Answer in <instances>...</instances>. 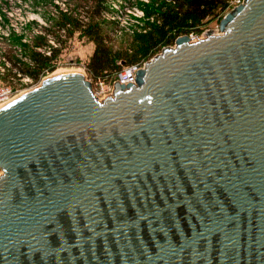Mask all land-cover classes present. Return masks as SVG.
<instances>
[{
    "label": "water",
    "instance_id": "95a60500",
    "mask_svg": "<svg viewBox=\"0 0 264 264\" xmlns=\"http://www.w3.org/2000/svg\"><path fill=\"white\" fill-rule=\"evenodd\" d=\"M220 30L0 107V264H264V0Z\"/></svg>",
    "mask_w": 264,
    "mask_h": 264
},
{
    "label": "rangeland",
    "instance_id": "374dc122",
    "mask_svg": "<svg viewBox=\"0 0 264 264\" xmlns=\"http://www.w3.org/2000/svg\"><path fill=\"white\" fill-rule=\"evenodd\" d=\"M161 2L173 4L172 0H105L104 5L108 9L99 18V22L112 38L111 47L114 50H130L131 52L144 51L150 47L153 42L152 36L158 37V34L151 33L148 27L149 23L155 24L156 21L155 16L149 15L148 12L158 7ZM79 3V0H0V82L10 87L16 97L38 86L54 73L58 75L66 72H80L88 80L93 81L94 77L87 71L86 64L94 52L95 43L81 32L66 38L63 31L58 33V36L65 39V43L60 44L55 41L57 30L54 18L57 11L60 9L66 11L77 7ZM223 11L224 8L220 5L213 14L197 22L196 25L175 28L168 35L172 38L187 34L185 31L190 34L200 32L205 27H213ZM76 12L82 13L79 9ZM36 36L44 39L47 46H36ZM167 42V39H164L157 46H151L150 50H157L159 47L162 50L164 46H167L165 45ZM50 46L59 49L58 56L51 60V64L55 66L54 71L47 73L38 82H34L30 77L7 78V71H16V69L4 57V52L13 50L14 55L23 60L32 49L39 50L45 55H52ZM0 174H2L1 169Z\"/></svg>",
    "mask_w": 264,
    "mask_h": 264
},
{
    "label": "trees",
    "instance_id": "16d2710c",
    "mask_svg": "<svg viewBox=\"0 0 264 264\" xmlns=\"http://www.w3.org/2000/svg\"><path fill=\"white\" fill-rule=\"evenodd\" d=\"M172 1L173 4L161 2L158 4V7L152 8L148 12L149 15L156 18L155 24L149 23L148 27L151 33L158 34V37L152 36L151 38L153 39V42H151L152 47L157 46L164 39L168 41L165 45L173 43L176 37L170 38L168 33L171 30L178 27L194 26L197 22L213 14L220 5L223 8L225 7V0ZM79 2L77 7L75 6L66 11L64 9L57 11L54 18V25H56L57 30L55 41L60 44L65 43V39L58 36V33L61 31L65 32L66 38H71L76 32H81L92 40L95 43V49L89 62L86 64V69L92 77H108V80H110L125 66L147 60L161 50L159 47L157 50L151 51V46L147 47L144 51L114 50L111 47V36L99 22V18L108 9L104 5L105 0H79ZM77 9L82 13L78 14L76 12ZM185 33L188 32L185 31ZM35 39L36 46H47L45 40L41 39L40 36H36ZM51 50L52 55H45L39 50L32 49L23 60L17 58L13 50L4 52V57L16 69V71H7V78L21 79L23 77H30L34 82L40 81L47 73L55 70V66L51 64V60L58 56L59 49L51 47Z\"/></svg>",
    "mask_w": 264,
    "mask_h": 264
},
{
    "label": "built area",
    "instance_id": "2783aa9c",
    "mask_svg": "<svg viewBox=\"0 0 264 264\" xmlns=\"http://www.w3.org/2000/svg\"><path fill=\"white\" fill-rule=\"evenodd\" d=\"M245 3V0H225V7L223 13L216 19V24L213 27H205L200 32H192L183 35H188L191 41H197L200 38H203L209 30H213L215 34H220V22L221 20L233 9ZM181 36L178 35L176 39ZM176 39L173 44L164 46L165 47H174L176 45ZM162 48V49H163ZM161 52H156L152 57L147 60H143L137 62L135 64H131L125 66L122 70L116 73V75L108 80V77H97L92 79L93 81V90L95 95L100 99L103 100L107 96L113 95L114 85L116 82L121 84L128 85L130 83H136L137 72L143 68L149 60L153 59L157 54ZM16 97L13 93V90L10 87H6L0 82V107L5 105L6 103L10 102Z\"/></svg>",
    "mask_w": 264,
    "mask_h": 264
},
{
    "label": "bare ground",
    "instance_id": "6f19581e",
    "mask_svg": "<svg viewBox=\"0 0 264 264\" xmlns=\"http://www.w3.org/2000/svg\"><path fill=\"white\" fill-rule=\"evenodd\" d=\"M55 74H57V73H54L53 75H55ZM53 75H52V76H53Z\"/></svg>",
    "mask_w": 264,
    "mask_h": 264
}]
</instances>
